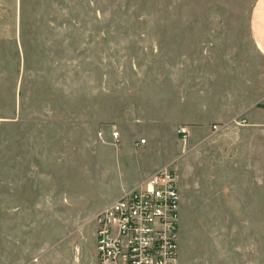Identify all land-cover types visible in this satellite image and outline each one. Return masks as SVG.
<instances>
[{"label": "rangeland", "instance_id": "obj_1", "mask_svg": "<svg viewBox=\"0 0 264 264\" xmlns=\"http://www.w3.org/2000/svg\"><path fill=\"white\" fill-rule=\"evenodd\" d=\"M256 1L0 0V264H95L94 214L166 166L180 264H264Z\"/></svg>", "mask_w": 264, "mask_h": 264}, {"label": "built area", "instance_id": "obj_2", "mask_svg": "<svg viewBox=\"0 0 264 264\" xmlns=\"http://www.w3.org/2000/svg\"><path fill=\"white\" fill-rule=\"evenodd\" d=\"M180 203L176 171L166 166L103 206L92 219L95 264H180Z\"/></svg>", "mask_w": 264, "mask_h": 264}, {"label": "crops", "instance_id": "obj_3", "mask_svg": "<svg viewBox=\"0 0 264 264\" xmlns=\"http://www.w3.org/2000/svg\"><path fill=\"white\" fill-rule=\"evenodd\" d=\"M249 26H250V36H251L252 42L254 43L256 49L264 57V0H257L254 3V5L252 6V9L250 12V25ZM257 115H259V114H257ZM259 131L260 130L258 128H254V127H250L249 129L245 130V134H248L251 136L248 139L249 143L253 142V141L254 142L259 141V139H258V132ZM242 141H244V140H242ZM146 177L143 176L141 178V180L146 178ZM95 214H94V216H95Z\"/></svg>", "mask_w": 264, "mask_h": 264}]
</instances>
